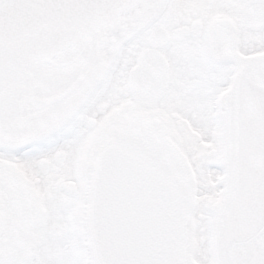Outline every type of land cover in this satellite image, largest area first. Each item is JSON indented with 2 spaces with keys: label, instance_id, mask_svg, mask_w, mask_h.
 <instances>
[{
  "label": "snow or ice",
  "instance_id": "obj_1",
  "mask_svg": "<svg viewBox=\"0 0 264 264\" xmlns=\"http://www.w3.org/2000/svg\"><path fill=\"white\" fill-rule=\"evenodd\" d=\"M0 264H264V0H0Z\"/></svg>",
  "mask_w": 264,
  "mask_h": 264
}]
</instances>
